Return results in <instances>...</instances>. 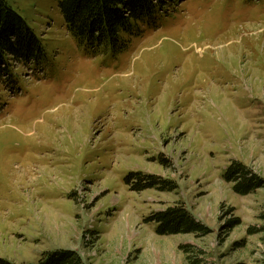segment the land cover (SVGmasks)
Returning <instances> with one entry per match:
<instances>
[{
    "label": "rangeland",
    "instance_id": "374dc122",
    "mask_svg": "<svg viewBox=\"0 0 264 264\" xmlns=\"http://www.w3.org/2000/svg\"><path fill=\"white\" fill-rule=\"evenodd\" d=\"M4 1L44 58L0 73V259L264 264V187L222 177L241 163L264 180V0H157L117 53L73 40L59 0ZM130 173L175 189L133 192ZM178 205L206 235L156 234Z\"/></svg>",
    "mask_w": 264,
    "mask_h": 264
},
{
    "label": "trees",
    "instance_id": "16d2710c",
    "mask_svg": "<svg viewBox=\"0 0 264 264\" xmlns=\"http://www.w3.org/2000/svg\"><path fill=\"white\" fill-rule=\"evenodd\" d=\"M157 0H59L64 25L70 37L92 48L103 47L112 53L122 51L119 31L127 29L133 21L141 20L154 11ZM11 57L21 62H39L44 58L41 40L29 29L24 20L4 0H0V73ZM160 163L166 167V162ZM223 180L232 185V191L246 196L264 187V180L255 176L241 163H232L223 173ZM141 173H130L126 184L133 192L158 189L170 192L175 189L171 182L161 181ZM157 225L159 236L206 235V229L193 218L182 205L167 208L149 218ZM239 224L238 219L230 227ZM182 250L187 251L185 247ZM0 264H12L0 259ZM36 264H84L80 255L73 250L43 252Z\"/></svg>",
    "mask_w": 264,
    "mask_h": 264
}]
</instances>
